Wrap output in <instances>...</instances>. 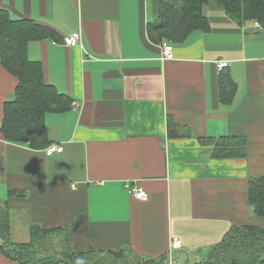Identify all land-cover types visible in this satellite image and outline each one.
<instances>
[{"label": "crops", "instance_id": "crops-1", "mask_svg": "<svg viewBox=\"0 0 264 264\" xmlns=\"http://www.w3.org/2000/svg\"><path fill=\"white\" fill-rule=\"evenodd\" d=\"M13 20L30 19L60 38L81 32V46L32 41L28 56L47 83L74 99L47 114V130L63 153L7 142L5 104L18 85L0 60V200L11 209L12 239H29L31 224L68 232L75 252L132 250L158 259L195 261L234 226L264 229L249 205L248 183L264 175V30L230 20L214 3L210 31L183 43L148 38L157 0H0ZM171 44L173 59L162 60ZM227 62L225 69H217ZM237 85L220 100L218 77ZM182 127L171 137L169 118ZM244 137L247 156L212 157L206 138ZM135 184L148 200L126 188ZM13 193V195L11 194ZM0 264H15L0 252Z\"/></svg>", "mask_w": 264, "mask_h": 264}, {"label": "trees", "instance_id": "trees-1", "mask_svg": "<svg viewBox=\"0 0 264 264\" xmlns=\"http://www.w3.org/2000/svg\"><path fill=\"white\" fill-rule=\"evenodd\" d=\"M155 21L147 24L148 38L160 44L165 40L183 43L194 31L208 32L211 25L205 8L214 3L227 17L242 26H255L264 30V0H157ZM49 26L30 19L13 20L10 13L0 9V60L2 65L18 79L15 99L5 104L1 133L7 142L26 145L34 150L53 145L47 130V114L64 113L73 108L74 99L61 93L45 79L43 66L28 56L32 41L63 40ZM225 69V68H224ZM220 100L230 103L237 92L230 73L222 70L218 77ZM171 137H180L183 129L175 119L169 118ZM205 144H214L212 157L236 159L247 156L244 137L223 136L206 138ZM13 195V193L11 192ZM249 205L254 214L264 217V175L251 178L248 183ZM223 240L212 247L208 259L199 256L195 261L182 264H264V229L257 226H234ZM182 249V248H181ZM176 250L173 256L179 255ZM0 252L15 264H170L169 255L151 259L132 250L120 252L91 250L77 253L71 247L66 229H43L39 224L29 227V239H12L11 209L0 200ZM174 264H181L175 259Z\"/></svg>", "mask_w": 264, "mask_h": 264}, {"label": "built area", "instance_id": "built-area-1", "mask_svg": "<svg viewBox=\"0 0 264 264\" xmlns=\"http://www.w3.org/2000/svg\"><path fill=\"white\" fill-rule=\"evenodd\" d=\"M256 26L260 27L259 24H256ZM63 43L65 46L67 47H75V46H81L82 44V35L81 32H76L72 35L69 36H64L63 38ZM163 50H162V60L163 61H168L173 59V55H174V48L171 44H164L162 46ZM228 66L227 62H220L217 65V69H223L225 67ZM64 148L53 144L51 146H49L47 149H45V154L48 157H51L55 154H61L63 153ZM126 188L129 190V192L133 193L135 195V197H137V199L139 198V200L146 202L148 200V195L147 193L141 189L140 187H138L135 184H127ZM182 248V244L181 241L178 238H175L172 240L171 242V251L170 252V264H173V253L176 250H180Z\"/></svg>", "mask_w": 264, "mask_h": 264}, {"label": "water", "instance_id": "water-1", "mask_svg": "<svg viewBox=\"0 0 264 264\" xmlns=\"http://www.w3.org/2000/svg\"><path fill=\"white\" fill-rule=\"evenodd\" d=\"M201 257L204 258V259H206V260L208 259V257H207L206 254L201 255Z\"/></svg>", "mask_w": 264, "mask_h": 264}, {"label": "rangeland", "instance_id": "rangeland-1", "mask_svg": "<svg viewBox=\"0 0 264 264\" xmlns=\"http://www.w3.org/2000/svg\"><path fill=\"white\" fill-rule=\"evenodd\" d=\"M185 261H183V260H180V263L182 264V263H184ZM175 263V259H174V256H173V264Z\"/></svg>", "mask_w": 264, "mask_h": 264}, {"label": "clouds", "instance_id": "clouds-1", "mask_svg": "<svg viewBox=\"0 0 264 264\" xmlns=\"http://www.w3.org/2000/svg\"><path fill=\"white\" fill-rule=\"evenodd\" d=\"M78 264H82V262L78 261Z\"/></svg>", "mask_w": 264, "mask_h": 264}]
</instances>
